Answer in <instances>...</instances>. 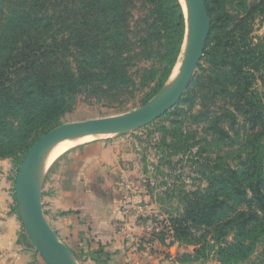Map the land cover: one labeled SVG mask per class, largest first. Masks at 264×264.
Segmentation results:
<instances>
[{
    "label": "rangeland",
    "instance_id": "374dc122",
    "mask_svg": "<svg viewBox=\"0 0 264 264\" xmlns=\"http://www.w3.org/2000/svg\"><path fill=\"white\" fill-rule=\"evenodd\" d=\"M72 1L0 0V73L7 70L2 73L4 83H10L12 89L18 85L10 65L24 39L32 38V45L54 39L64 49L70 27L77 28L79 23L76 15H70ZM206 3L211 28L204 56L176 105L146 125L71 147L50 165L39 187L38 205L52 228L53 220L62 214L52 211L44 183L49 181L47 174L59 158L77 161L79 168H85L95 179L100 180L99 174L103 172L109 174V187L99 185L96 191L116 209L117 228L137 248L157 242L163 222L183 212L187 195L190 197L197 190L204 192L212 171L224 168L230 173L253 172L261 167L264 173V0H206ZM160 50L144 59V79L137 96L122 105L79 98L65 114L33 128L14 155L0 158V189L5 188L7 177L10 204L33 240L35 234L43 233L30 215L21 210L16 192L17 174L29 150L61 125L139 110L166 96L184 68L182 63L175 82L170 83L182 52L159 90L149 99L143 97V91L155 89L165 75L169 57L167 50ZM247 111L260 112L262 120ZM221 130L227 133L224 139H218ZM43 157L44 154L38 160ZM37 245L42 259L51 264L47 246L44 249ZM184 246L194 249L192 245ZM170 248L175 252L174 245ZM70 250L77 262L84 264L83 258ZM255 260L256 264H263L264 237L257 240L253 254L243 263L255 264ZM200 263L223 264L212 254Z\"/></svg>",
    "mask_w": 264,
    "mask_h": 264
},
{
    "label": "trees",
    "instance_id": "16d2710c",
    "mask_svg": "<svg viewBox=\"0 0 264 264\" xmlns=\"http://www.w3.org/2000/svg\"><path fill=\"white\" fill-rule=\"evenodd\" d=\"M70 15L79 23L70 27L63 50L54 39L41 45L24 39L10 65L15 89L2 79L7 70L0 73V158L14 155L33 128L65 114L79 98L122 105L137 96L144 59L165 49V75L155 89L143 91L144 99L151 98L183 50L187 24L179 0H73ZM247 113L262 120L258 111ZM226 136L219 131L218 139ZM208 181L204 192L187 195L181 214L163 222L156 240L166 247L194 246L181 262L212 254L223 264H245L264 237V173L261 167L231 173L221 168Z\"/></svg>",
    "mask_w": 264,
    "mask_h": 264
},
{
    "label": "crops",
    "instance_id": "0c3cea01",
    "mask_svg": "<svg viewBox=\"0 0 264 264\" xmlns=\"http://www.w3.org/2000/svg\"><path fill=\"white\" fill-rule=\"evenodd\" d=\"M99 175L102 178L95 179L85 168L80 169L77 161L65 157L51 166L49 181L45 179L44 183L52 211L62 214L53 220V229L69 249L83 258L84 264H202L179 261L184 253L192 254L190 247L179 243L174 244L175 252L158 241L134 247L117 228L116 209L96 191L99 185L109 187V174ZM4 185L0 189V264H46L10 204L7 177Z\"/></svg>",
    "mask_w": 264,
    "mask_h": 264
},
{
    "label": "water",
    "instance_id": "95a60500",
    "mask_svg": "<svg viewBox=\"0 0 264 264\" xmlns=\"http://www.w3.org/2000/svg\"><path fill=\"white\" fill-rule=\"evenodd\" d=\"M193 8L197 10L198 13V29L193 37L184 68L177 80V83L166 96H162L155 103L139 110L127 112L117 116L92 118L61 125L60 127L41 137L32 146L24 158L16 178V192L20 208L22 211L29 214L30 219L40 227V230L49 243L53 246L59 247L62 250L61 264H67L68 254L73 253L67 244L58 238L56 232L47 221L45 214L41 208L38 209L35 206L33 197L28 192V185L30 181L29 175L36 167L38 161L37 159L43 156L45 151L44 149L47 146L56 142L63 136L74 134L81 130H131L150 123L173 108L184 94L196 71V68L198 67L199 62L204 56V51L210 33L211 17L206 1L193 0ZM34 241L36 243V237H34ZM37 247L41 250L38 245ZM92 256H94L95 259H98L95 254H92Z\"/></svg>",
    "mask_w": 264,
    "mask_h": 264
},
{
    "label": "bare ground",
    "instance_id": "6f19581e",
    "mask_svg": "<svg viewBox=\"0 0 264 264\" xmlns=\"http://www.w3.org/2000/svg\"><path fill=\"white\" fill-rule=\"evenodd\" d=\"M181 2L183 3L184 10H185L184 15H186L187 37L185 40V45H184V49L182 51L180 62L177 65V67H176V69L172 75L170 83L175 82L174 80L178 76V74L181 70L182 63L185 64L188 52H189L191 44H192L193 37L196 34L197 29H198V13L193 8L192 1L191 0H181ZM120 131H122V130L121 129L100 130V131L81 130V131H78L74 134H69V135L63 136L59 140H57L56 142L47 146L45 151H44V157L40 160L37 159L38 161H37L36 167L34 168V170H32V172L29 175L30 181H29V185H28V192L33 197V201H34L35 206L38 209H40V207L38 205L39 187H40V185L44 179L46 171L48 170L50 165L53 163V161L59 155H61L62 153H64L65 151H67L71 147L82 145L84 143H87V142L94 140V139H97V138H102V137L109 136V135H115V134L119 133ZM26 217L24 219L27 221L28 218L26 219ZM33 227H34V223H33ZM32 234H35V233H32ZM37 235L35 234V237ZM47 241L48 240L46 239V237L41 233H40V236L38 235L36 237V242L39 243L44 249H46V246H47L46 250H47V254H48L47 257H48L49 262L51 264H61L62 250L59 247H56V246H53L52 244H50L49 241L47 244ZM53 255H54L55 259H53L54 258ZM67 264H79V263L73 257V255L70 253V254H68V257H67Z\"/></svg>",
    "mask_w": 264,
    "mask_h": 264
}]
</instances>
